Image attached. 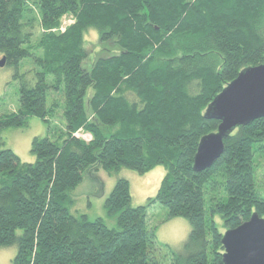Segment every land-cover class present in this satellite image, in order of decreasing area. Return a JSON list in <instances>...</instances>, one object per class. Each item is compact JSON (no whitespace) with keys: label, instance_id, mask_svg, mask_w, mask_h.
Segmentation results:
<instances>
[{"label":"trees","instance_id":"trees-1","mask_svg":"<svg viewBox=\"0 0 264 264\" xmlns=\"http://www.w3.org/2000/svg\"><path fill=\"white\" fill-rule=\"evenodd\" d=\"M29 1L0 0V55L19 80L18 108L0 115V131L26 125L29 116L50 130L52 92L61 94L65 124L55 139L32 138L33 162L0 140V246L16 245L12 264H159L147 227V209L156 204L190 224L179 250L164 244L171 264H223L214 215L225 229L253 212L264 217L252 165L264 117L226 135L210 167L195 171L193 160L200 138L220 123L204 115L208 104L242 69L264 60V0H31L36 17L28 15ZM64 16L72 22L61 30ZM90 30L121 51L85 69ZM26 57L34 82L17 72ZM159 164L164 176L144 204L132 206L128 180L116 178L104 200L115 227L70 212L67 191L86 168L143 174ZM218 187L206 205L205 191Z\"/></svg>","mask_w":264,"mask_h":264},{"label":"rangeland","instance_id":"rangeland-1","mask_svg":"<svg viewBox=\"0 0 264 264\" xmlns=\"http://www.w3.org/2000/svg\"><path fill=\"white\" fill-rule=\"evenodd\" d=\"M31 17H36V7L29 1ZM72 22L70 16H64L62 27H66ZM38 28L35 30L37 35ZM34 40V38H33ZM111 41L110 43L99 40L95 30H90L85 35L84 47L87 56L82 65L85 69H90L93 61L99 56H108L121 51V48ZM38 53V52H34ZM1 58V55H0ZM35 65L30 57L21 60L17 67L19 74H25L30 82L35 80ZM16 69L13 65L4 64L0 66V115L15 111L19 105V80L15 78ZM47 81H51L48 75ZM92 93V88H88L85 96V102ZM57 103L53 117L50 118V130L46 123L38 116H29L27 123L21 127H6L0 131L1 147L11 148L22 161L33 162L35 156L30 152L31 141L34 136H49L51 139L57 137L58 132L64 128L63 101L59 92L49 93L47 96V105ZM253 170L255 189L264 197V142L255 145L253 150ZM165 168L159 164L147 172L140 174L126 167H120L118 170L106 171L103 168L91 166L83 171L82 181L74 188L67 191L73 199L70 206V212L74 215L86 214L90 219L102 217L109 227L116 226V216L109 215L104 207V200L112 190L116 178L124 177L129 182L131 205L137 206L144 204L149 196L155 195ZM222 191L221 187L217 189H208L204 193L206 205L213 195H218ZM216 226L223 233L226 229L218 214L214 215ZM147 227L153 229L156 235L155 243L152 247L151 255L159 264H171V254L164 247L169 245L174 249H180L190 231L188 220L181 216L167 217L166 207L156 204L147 209ZM15 244L0 246V264H12V259L16 253Z\"/></svg>","mask_w":264,"mask_h":264},{"label":"water","instance_id":"water-1","mask_svg":"<svg viewBox=\"0 0 264 264\" xmlns=\"http://www.w3.org/2000/svg\"><path fill=\"white\" fill-rule=\"evenodd\" d=\"M4 56L0 66L4 65ZM204 115L218 119L217 130L200 138L193 169L210 167L223 152V138L237 126L264 117V60L242 69L208 104ZM223 264H264V217L250 218L222 233Z\"/></svg>","mask_w":264,"mask_h":264},{"label":"built area","instance_id":"built-area-1","mask_svg":"<svg viewBox=\"0 0 264 264\" xmlns=\"http://www.w3.org/2000/svg\"><path fill=\"white\" fill-rule=\"evenodd\" d=\"M62 19H63V18H62ZM64 28H65V27H62V22H61L60 29H61V30H64ZM75 135L80 136L81 134H79V132L77 131V132L75 133ZM83 138H84V139H87L88 137H87V135H83Z\"/></svg>","mask_w":264,"mask_h":264}]
</instances>
